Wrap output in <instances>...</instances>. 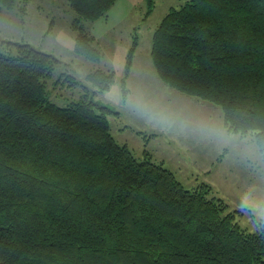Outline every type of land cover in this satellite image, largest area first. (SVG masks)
<instances>
[{
	"label": "trees",
	"instance_id": "obj_1",
	"mask_svg": "<svg viewBox=\"0 0 264 264\" xmlns=\"http://www.w3.org/2000/svg\"><path fill=\"white\" fill-rule=\"evenodd\" d=\"M116 1L69 0L76 53L101 60L81 22ZM17 3L0 0V12ZM151 58L163 82L220 106L229 132L252 133L264 151V0L172 8ZM57 62L29 44H0V264H264V227L242 229L209 186L185 188L147 151L137 159L111 133L106 114L117 112L88 95L51 102L44 79ZM87 78L104 92L115 73Z\"/></svg>",
	"mask_w": 264,
	"mask_h": 264
},
{
	"label": "rangeland",
	"instance_id": "obj_2",
	"mask_svg": "<svg viewBox=\"0 0 264 264\" xmlns=\"http://www.w3.org/2000/svg\"><path fill=\"white\" fill-rule=\"evenodd\" d=\"M188 1L155 0L151 7L149 0H117L106 16L83 20L102 54L98 62L75 51L77 15L69 0H18L15 8L0 12V44L25 43L53 55L58 62L44 79L51 102L67 106L88 95L113 109L118 114L106 116L120 145L139 160L147 151L189 190L209 186L208 197L225 202L242 229L259 232L264 227V151L252 133L229 132L220 106L163 82L151 58L156 29L172 8ZM135 41L139 45L126 77ZM98 69L115 73L110 90L100 92L88 80Z\"/></svg>",
	"mask_w": 264,
	"mask_h": 264
}]
</instances>
